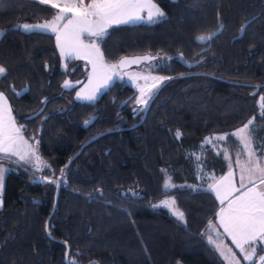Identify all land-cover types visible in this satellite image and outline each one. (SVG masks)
<instances>
[{
  "label": "trees",
  "instance_id": "obj_1",
  "mask_svg": "<svg viewBox=\"0 0 264 264\" xmlns=\"http://www.w3.org/2000/svg\"><path fill=\"white\" fill-rule=\"evenodd\" d=\"M155 2L165 18L108 30L100 44L107 62L151 54L166 64L156 72L164 77L197 73L249 85L264 83V0ZM57 11L37 0H0V29L5 30L0 66L6 69L0 90L18 124L26 127L24 134L39 141L38 154L51 165L42 171L21 165L6 174L0 264H65L66 245L67 262L78 264H223L202 235L218 207L203 186L206 175H222L227 165L222 154L210 149L198 171L191 154L201 152L206 137L231 133L253 117L254 139L264 136L259 107L264 88L204 76L174 79L159 92L141 126L100 136L66 168L84 142L134 125L137 116L128 107L119 108L120 100L134 94L119 83L93 103L68 106L76 89L65 91L62 84L69 76L82 79L81 67L71 72L75 60H69L66 70L61 68L54 34L15 27L50 20ZM213 32L217 34L211 41L195 40ZM199 60L195 67L185 65ZM41 110L38 118L28 119ZM91 117L95 119L85 126ZM61 169L65 185H60L48 223L50 239L45 224L56 184L38 177L56 179ZM162 169L171 176L168 196ZM168 198L175 199L184 221L163 206H152Z\"/></svg>",
  "mask_w": 264,
  "mask_h": 264
},
{
  "label": "snow or ice",
  "instance_id": "obj_2",
  "mask_svg": "<svg viewBox=\"0 0 264 264\" xmlns=\"http://www.w3.org/2000/svg\"><path fill=\"white\" fill-rule=\"evenodd\" d=\"M40 4L51 5L58 9L50 20H45L37 24H18L15 27L25 32L40 31L52 33L55 35L56 46L59 49L60 56L63 59H84L91 65V73L88 77V85L77 92L78 99L95 101L97 93L102 88H107L114 77L119 76V69L130 65H139L142 62H150L158 59L151 54L138 55L132 57H122L115 63L106 61L100 44L108 35V30L113 25L135 24L137 22L155 23L165 18L164 11L159 7L155 0H37ZM70 14V15H69ZM223 25L220 26L222 29ZM5 35V30L0 29V37ZM216 33L198 35L196 41L201 43L211 41ZM84 37L93 38L91 42L85 43ZM181 58H183L181 56ZM6 69L0 66V76L5 75ZM129 75L130 80H143L145 83L141 86L137 84L139 96L135 97V103L141 108H134L133 111H141L147 108L149 100L159 89L160 84L170 77H160L148 74L138 73ZM63 87L70 88V81H65ZM259 87V86H253ZM19 95L20 93H15ZM259 107L260 116L264 118V96L260 97ZM28 117V119L38 118ZM14 109L7 96L0 91V162L32 164L36 170L51 168V165L42 159L38 154L37 148L30 140L35 137L26 138L24 133L26 127L18 124ZM94 117L84 121L88 126ZM256 117L249 119L242 127L232 133L216 135L212 138H206L205 143L212 144L213 140L226 141L229 135L238 139L242 145V150L247 153L246 161L236 160V166L240 169L239 186L234 179V173L231 170L232 161L227 149L221 153L229 163V171L218 180L213 177V183L207 185V191L215 193L216 199L221 207L215 214L217 224L209 220L202 235L207 236L208 243L213 249L227 261V264H241V259L247 264H264V150L259 157L253 150L254 136L250 131L254 127ZM181 137V132L177 130L176 138ZM36 144L39 141H35ZM264 149V144L259 145ZM203 152V149H202ZM199 167L201 155L191 154ZM7 169L0 167V193L4 189V179ZM165 173L164 195L168 196L172 187L171 176L167 175V169L161 170ZM61 179L54 177H41L42 181L51 184H57L63 180L64 169L60 170ZM238 193V195H236ZM134 195H138L134 193ZM3 201L0 199V206ZM174 198L164 199L153 207H166L179 221H184L185 216L182 211L176 207ZM222 228L223 232L231 238L232 243L239 250L240 258L231 248L219 243L222 240V234L218 231ZM214 234V235H213ZM67 255V254H66ZM79 255V253H78ZM68 264H78L73 259H68Z\"/></svg>",
  "mask_w": 264,
  "mask_h": 264
},
{
  "label": "rangeland",
  "instance_id": "obj_3",
  "mask_svg": "<svg viewBox=\"0 0 264 264\" xmlns=\"http://www.w3.org/2000/svg\"><path fill=\"white\" fill-rule=\"evenodd\" d=\"M161 20V19H160ZM159 21V20H158ZM24 24V23H23ZM28 24H37V23H28ZM136 24H153V23H146V22H137L135 24H122V25H136ZM116 26H121V25H113L111 28L113 27H116ZM110 28V29H111ZM22 30V29H21ZM23 31V30H22ZM36 32H40V31H36ZM55 37V35H54ZM93 38L91 37H84V40H85V43H89L91 42ZM55 44H56V39H55ZM57 48V46H56ZM57 51H58V54H59V57L61 59V68L63 70H66V67H68V61L69 60H75L74 63H72V66H71V72H73V70L75 68H78V67H81L79 68L80 70V75L82 77V80H83V83L78 87L76 88L75 92L73 93V95L69 98V102H68V106H72L75 102H81V103H93L95 102L97 99H99V97L108 89L110 88V86H112L113 84H121V85H127V86H130L132 88V91H135L136 92V97L140 95L139 91H138V88H137V84L139 85H143L145 82L143 80H130L129 79V75H126L127 74H131V75H136L138 73H144V74H148L150 72L151 75H154V76H160V77H164L162 75H159L157 74L156 72L158 71V69H160L162 66H165L166 64H164V62L161 60V58H158L156 60H153L150 62V65L148 62H142L140 63L139 65L135 66L134 68H123V69H119V76L118 77H114L113 81L109 84V86L107 88H102L98 93H97V98L95 101H88V100H84V99H78L77 98V92L81 91V89L85 88L86 85H88V77H89V74L91 73V65L84 59H63L61 56H60V52H59V49L57 48ZM164 64V65H163ZM1 91V90H0ZM6 95V94H5ZM133 103H135V99L133 101ZM136 104V103H135ZM142 107V106H140ZM250 131L252 132L253 131V127L250 128ZM232 133V132H231ZM230 134V133H229ZM25 135V134H24ZM216 136V135H214ZM214 136H211V137H206V138H212ZM26 138H29L25 135ZM206 138L204 140V143H203V146L201 147V152L200 153H197L196 155H201L202 157L204 156V154H207L209 152V150H213L215 151V153H221L225 148L227 149L229 155L232 154H236L241 157L240 158H237L239 160H241L242 162L243 161H246L248 159V156H247V153L244 152L242 150V145L238 142V139L235 138V137H232L231 135H229V137L227 138L226 141H217V140H213V143L212 144H207L205 143L206 141ZM30 143H33L35 146H36V143H35V140L34 141H31L30 140ZM264 144V136H259L258 140L256 141L254 139V143H253V150L256 152L257 156L259 157V155L261 154V151L264 150V149H261L259 147V145H262ZM202 149H203V152H202ZM224 156V155H222ZM264 163V162H262ZM25 166V167H32V164H24L23 162L17 164L15 163V158H13V161L12 162H0V167H4L7 169L6 173H5V177H6V174L8 173V171L12 168V167H16V166ZM234 168H236L238 171H240V169L234 165L232 166ZM35 169V168H34ZM36 170V169H35ZM199 171V167L197 169ZM232 170V168H231ZM200 175V173H199ZM209 175V174H208ZM208 175L207 178H208ZM212 175V174H210ZM44 177V176H43ZM47 177V176H46ZM213 177V176H212ZM39 179L41 178V176L38 177ZM235 179V182L237 185H239V179L236 180ZM5 180V179H4ZM61 184L62 185H65V182L62 180L61 181ZM209 184V182L207 181V183L203 186V188L207 189V185ZM0 199H2V193H0ZM170 199V198H168ZM216 201H218L217 199H215ZM159 204V203H158ZM162 207V206H161ZM166 208V207H165ZM168 209V208H167ZM169 210V209H168ZM169 212L172 214V212L169 210ZM175 216V215H174ZM176 217V216H175ZM213 249V247H211ZM211 249V250H212ZM214 251V249H213ZM262 254V253H260ZM217 255V254H216ZM219 258L222 259V263L223 264H227V261H225L219 254H218ZM246 262V261H244ZM247 264V262H246Z\"/></svg>",
  "mask_w": 264,
  "mask_h": 264
},
{
  "label": "water",
  "instance_id": "obj_4",
  "mask_svg": "<svg viewBox=\"0 0 264 264\" xmlns=\"http://www.w3.org/2000/svg\"><path fill=\"white\" fill-rule=\"evenodd\" d=\"M251 22V20L247 21L246 23L243 24V26L241 27L240 31H239V35L238 37H241L244 33V30L245 28L247 27V25ZM217 34V32H215ZM132 57V56H130ZM201 60L197 61V62H192V63H186L185 65L189 68H192V67H195L196 65H198V63H200ZM134 65H130V66H127L125 68H130ZM190 76H204V77H210V78H215V79H218L220 81H223L225 83H231V84H239V85H244V86H259V87H254L256 89H260V88H264V83L262 84H257V85H249V84H243V83H237V82H232V81H228V80H225V79H221L219 77H214V76H211V75H207V74H197V73H190V74H183V75H179V76H173V77H170L171 79H167L165 80L164 82H162L159 86V89L158 90H155V94L152 96V98L149 100V103H148V106L147 108H144V111H143V114H142V117L140 118V120L132 125V126H129V127H126V128H117V129H114V130H111V131H106V132H103L102 134L98 135V136H95L89 140H87L86 142H84L81 147L79 148V150L74 154V156H72L69 161L67 162L66 164V168L69 167V165L72 163V161L81 154V152L83 151V149L89 144L91 143L92 141L98 139L100 136L102 135H105L107 133H110V132H126V131H129V130H133L139 126H141V124L145 121L146 119V116H147V113L152 105V103L154 102V100L156 99V97L158 96L159 92L162 90V88H164L169 82H171L172 80L174 79H183V78H186V77H190ZM65 81H70L68 79H65ZM64 82L62 84V87L64 85ZM71 84H72V87L70 88H65L63 87V89L65 91H71L73 89H76L78 88L82 83H83V80L82 79H79V80H76V81H70ZM57 180H60L61 179V174H59L56 178ZM60 185H61V182L59 183V185L56 184V191H55V197H54V203H53V208L46 220V224H45V233L47 235L48 238L52 239L49 232H48V223L54 213V210H55V207H56V203H57V199H58V193H59V189H60ZM68 253H69V248L67 247L66 245V252H65V256H64V263L65 264H68L67 262V258H68ZM67 254V255H66Z\"/></svg>",
  "mask_w": 264,
  "mask_h": 264
},
{
  "label": "crops",
  "instance_id": "obj_5",
  "mask_svg": "<svg viewBox=\"0 0 264 264\" xmlns=\"http://www.w3.org/2000/svg\"><path fill=\"white\" fill-rule=\"evenodd\" d=\"M86 3L88 2V1H85ZM51 6V5H50ZM70 15V14H69ZM234 132V131H233ZM230 156V158H231V161H232V166H234V165H236V160H237V158H240L241 159V157L242 156H240L239 155V157H238V155H236V154H234V155H232V154H230L229 155ZM223 158H224V160H225V162H226V165H227V170H226V172L224 173V174H222V175H219V176H215V175H208V178H206L207 180H206V182H205V184L207 183V181L209 182V183H213V177L216 179V180H218L221 176H223V175H225V174H227V172L230 170L229 169V163H228V161L226 160V158H225V156H223ZM232 171H233V173H234V178H236V180L237 179H239V177H240V171H238L236 168H234V167H232ZM213 176V177H212ZM239 185H237V187H238ZM213 193V192H212ZM213 195H214V198L216 199V196H215V193H213ZM236 195H238V193H236ZM216 201V200H215ZM216 203H217V211L219 210V208L221 207V205H220V203H219V201H216ZM216 211V212H217ZM216 212H215V214H216ZM215 214H214V217H213V219H212V222L214 223V224H217L218 222H217V220L215 219ZM208 226V223H207V225H206V227ZM206 227H205V229H206ZM205 229H204V231H205ZM218 231L222 234V240H220V241H218L219 243H222L223 245H226L227 247H229V248H231L232 249V251L234 252V253H236L237 254V258H240V254H239V250L235 247V245L232 243V241H231V238L230 237H228L227 236V234H225L224 232H223V229L222 228H218ZM214 235V234H213ZM206 242H207V244L209 245V247L211 248L212 247V245H210L209 243H208V239H207V236H206ZM212 249V248H211ZM213 250V249H212ZM214 252L217 254V256H218V252L217 251H215L214 250ZM219 257V256H218ZM221 259V258H220ZM221 261H222V259H221ZM241 264H246V262H244L242 259H241Z\"/></svg>",
  "mask_w": 264,
  "mask_h": 264
},
{
  "label": "flooded vegetation",
  "instance_id": "obj_6",
  "mask_svg": "<svg viewBox=\"0 0 264 264\" xmlns=\"http://www.w3.org/2000/svg\"><path fill=\"white\" fill-rule=\"evenodd\" d=\"M135 66H137V65H134V66H132V67H130V68H134ZM66 79H68V80H70V81H76V80H79V79H75V80L73 79V80H72V79L70 78V76L67 77ZM133 93H134V94H132V95H130V96H128V97H126V98L120 100L119 103H118V105H119V108L128 107V108L130 109V112H131V113H134V114L137 116V122H138V121L140 120V118L142 117V114H143L144 109L141 110V111H137V112H134V111H133V109L136 108V107L141 108L140 106L135 105V103H132L133 100H134V98H135L136 95H137L135 91H133ZM115 100H116V97L114 96V97H113V101L115 102ZM133 105H134V107H133ZM137 122H136V123H137ZM131 126H132V125H131ZM126 127H129V126H126ZM126 127H124V128H126ZM116 129H117V128H116Z\"/></svg>",
  "mask_w": 264,
  "mask_h": 264
},
{
  "label": "built area",
  "instance_id": "obj_7",
  "mask_svg": "<svg viewBox=\"0 0 264 264\" xmlns=\"http://www.w3.org/2000/svg\"><path fill=\"white\" fill-rule=\"evenodd\" d=\"M262 254H264V253H262Z\"/></svg>",
  "mask_w": 264,
  "mask_h": 264
}]
</instances>
